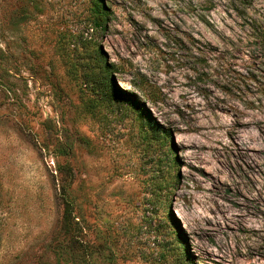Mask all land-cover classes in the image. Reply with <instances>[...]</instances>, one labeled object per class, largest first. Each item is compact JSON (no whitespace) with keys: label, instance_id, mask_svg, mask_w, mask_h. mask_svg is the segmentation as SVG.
Returning a JSON list of instances; mask_svg holds the SVG:
<instances>
[{"label":"rangeland","instance_id":"rangeland-1","mask_svg":"<svg viewBox=\"0 0 264 264\" xmlns=\"http://www.w3.org/2000/svg\"><path fill=\"white\" fill-rule=\"evenodd\" d=\"M94 1L0 0V264H264V0Z\"/></svg>","mask_w":264,"mask_h":264},{"label":"trees","instance_id":"trees-1","mask_svg":"<svg viewBox=\"0 0 264 264\" xmlns=\"http://www.w3.org/2000/svg\"><path fill=\"white\" fill-rule=\"evenodd\" d=\"M239 1H243V0H239ZM94 4H95L94 7H95L96 19H97V21H95L94 24H95L96 28H103L104 23H101L100 20L105 21V19L107 17V13L105 11L103 1L102 0H95ZM260 41L261 42L264 41V36L260 37ZM97 60L99 61V63H101L104 66L103 71L105 72V74L108 75V73L111 74L113 72L115 65L114 64L108 65L106 63V61L102 58V55L100 54V52L97 53ZM107 75H105V76H107ZM249 77H250L251 81H254V80H257L258 75H257V73L250 72ZM117 89H118V87H117ZM121 92L123 94L120 96V98H122L127 103L133 105V107L137 111V115L139 116L140 120L144 124V127L152 135V138L155 140H159L162 143H168L170 141V137H171L169 132L164 127L160 126L159 124L152 122L150 119V116H149L150 114L145 110V108H143V106H141L139 104H135V101L132 100L133 97L131 95H128V93H125L123 91H121ZM171 154H172V152H171ZM172 159H173V161H175L174 156L172 157ZM173 163L175 166L177 165L176 162H173ZM68 174L70 175V177H72L71 176V174H72L71 169H69ZM61 193L63 196L68 197V194H67L68 188L61 185ZM64 205H65V207H64V212L62 215L60 229L64 233V235L69 236V238H68L66 243H63V244H60L57 246L58 251L63 250L67 247L70 250H72V248H74V244H76V242L78 241V239L81 235V232L83 230L82 226H80V223L77 221V216L74 213V208H73V204H72L71 200L67 198L66 201H64Z\"/></svg>","mask_w":264,"mask_h":264}]
</instances>
